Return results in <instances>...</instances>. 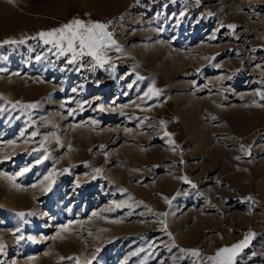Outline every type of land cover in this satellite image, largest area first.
Here are the masks:
<instances>
[{
	"label": "rangeland",
	"instance_id": "obj_1",
	"mask_svg": "<svg viewBox=\"0 0 264 264\" xmlns=\"http://www.w3.org/2000/svg\"><path fill=\"white\" fill-rule=\"evenodd\" d=\"M73 18L104 67L37 36ZM261 92L264 0H0V264H264Z\"/></svg>",
	"mask_w": 264,
	"mask_h": 264
},
{
	"label": "snow or ice",
	"instance_id": "obj_2",
	"mask_svg": "<svg viewBox=\"0 0 264 264\" xmlns=\"http://www.w3.org/2000/svg\"><path fill=\"white\" fill-rule=\"evenodd\" d=\"M111 23V21L105 23L91 19L84 20L80 18H73L69 22L62 24L60 27L53 28L48 31H41L37 34V36L45 45H51L55 48L61 56L71 54V63H76L77 61H82L85 57H90L94 62L92 65L94 70L97 66L104 67L105 63L112 59L106 55L109 50L112 48H115L118 52L121 50L120 45L114 38L113 32L108 30ZM221 27H224V25H221ZM227 27L235 28L236 25H228ZM32 39H36V37H32ZM24 42V40H5L3 41V44H16ZM113 67L115 66L113 65ZM138 79H143V77L138 76ZM160 92V89H153L150 87L145 95L148 96L149 94H153L158 96ZM260 95L264 98V92H261ZM19 104L20 102H17V105ZM17 105H13V107H16ZM20 106L25 108H35L37 107V104ZM164 123V121H161V124ZM33 135H35V133ZM165 135L171 136L172 134L166 132ZM169 143L174 144V141L169 140ZM241 147L243 148L244 146ZM237 159H239V157H237ZM24 171H27V169ZM96 171L99 172L100 170L97 169ZM20 174L22 175L23 173ZM183 179H185L188 183H191V181H188L187 177H183ZM169 203H171V201H169ZM18 215L24 217L25 213L21 212L18 213ZM29 215H31V213H29ZM160 215H167V213H162ZM63 227L67 228L66 225ZM166 227L167 226L165 225V230ZM169 235L171 236V233H169ZM252 236H254V234L250 233L245 237V240L237 242L231 247L219 248L215 255L209 256L207 259L212 261L213 264H236V256L245 246H247ZM3 250V246L0 245V252ZM180 251L185 254H190L193 257H200L201 255L200 250L196 248H181Z\"/></svg>",
	"mask_w": 264,
	"mask_h": 264
}]
</instances>
